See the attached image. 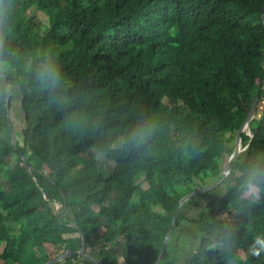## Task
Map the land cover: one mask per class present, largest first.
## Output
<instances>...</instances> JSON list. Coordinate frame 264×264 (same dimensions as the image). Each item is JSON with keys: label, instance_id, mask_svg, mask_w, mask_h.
<instances>
[{"label": "trees", "instance_id": "obj_1", "mask_svg": "<svg viewBox=\"0 0 264 264\" xmlns=\"http://www.w3.org/2000/svg\"><path fill=\"white\" fill-rule=\"evenodd\" d=\"M6 4L5 48L24 126L15 147L0 98V264H42L51 259L46 244L59 242L60 255L73 249V233L81 249L82 232L87 253L106 264H155L180 200L223 178L260 86L264 99V0ZM45 55L61 77L55 91L35 77ZM145 122L154 125L151 139L127 146ZM250 133H242L244 151L218 202L193 218L179 213L174 232L186 221L200 234L184 264H264V251H251L264 238V196L241 203L236 195L242 169L264 161V110ZM92 152L113 157L114 166L105 174ZM224 229L232 240L210 249ZM82 258L54 264H98ZM172 261L168 242L159 264Z\"/></svg>", "mask_w": 264, "mask_h": 264}, {"label": "clouds", "instance_id": "obj_2", "mask_svg": "<svg viewBox=\"0 0 264 264\" xmlns=\"http://www.w3.org/2000/svg\"><path fill=\"white\" fill-rule=\"evenodd\" d=\"M8 12L9 5L6 4V0H0V98L11 96L16 88V85L10 79L15 67L12 60L8 58L12 53L5 48L8 35ZM35 77L39 86L49 91H55L60 86V74L55 64L51 62L50 57L47 55H45L43 62L35 69ZM153 133L154 125L145 122L132 129L128 133L124 143L131 147L144 145L151 139ZM223 180L225 183L232 182V170L230 168L224 170ZM236 195L241 203H254L264 196V161H250L242 169L236 188ZM219 235L221 239L210 243L208 245L210 249L217 247L225 248L226 244L232 240L233 234L230 230L224 229ZM251 251L252 255L259 256L264 251V238L258 239Z\"/></svg>", "mask_w": 264, "mask_h": 264}, {"label": "rangeland", "instance_id": "obj_3", "mask_svg": "<svg viewBox=\"0 0 264 264\" xmlns=\"http://www.w3.org/2000/svg\"><path fill=\"white\" fill-rule=\"evenodd\" d=\"M37 17L39 20L44 23L46 17L43 13L38 12ZM259 111H256L255 117H260L261 112L264 110V99L259 103ZM10 120L12 125L14 126V130L16 136L18 137L20 144H18V148H22V129L24 126V114H22L21 109V94L15 88V91L11 95V109H10ZM246 132L250 134V130L246 129ZM236 146V141H235ZM244 151V149H242ZM91 155L98 157L100 160L104 162V169L103 172L106 174L107 169L113 167L115 164V160L111 156H107L101 154L99 152H92ZM231 156V152L226 153L223 164L224 166L227 165ZM18 163L17 156L15 154L11 155L8 158V164L12 167L16 166ZM219 181L212 185H216ZM229 183H225L224 181L218 184L216 187L212 188L211 190L207 191L209 193L208 197H202L201 194H198L194 197L189 198L187 201L184 202L181 210L183 213L188 217H196L199 212L205 209L211 202V200L217 201L221 198L223 193L227 190ZM6 186V179L3 175L0 176V188L2 186ZM210 186V185H208ZM205 193V192H204ZM69 211V210H68ZM70 220L73 222L74 217L70 214ZM72 237V247L73 249L77 248V240L76 237L78 236L77 233L70 234ZM69 235H66L68 237ZM200 240V234L198 233L194 224L189 222H182L179 228L172 234L171 238L169 239V246L172 251L173 256V264H184L188 262L194 252L195 248L197 247ZM59 243V242H58ZM57 243V244H58ZM57 244H46L47 251L51 258L58 256L59 250ZM85 259L78 256V261L83 262ZM120 264H125L123 258H120Z\"/></svg>", "mask_w": 264, "mask_h": 264}, {"label": "water", "instance_id": "obj_4", "mask_svg": "<svg viewBox=\"0 0 264 264\" xmlns=\"http://www.w3.org/2000/svg\"><path fill=\"white\" fill-rule=\"evenodd\" d=\"M262 16H263V24H264V9H263V15ZM262 89H263V87L260 86V89H259V91H258V93H257V95H256V97L254 99V102H253V104H252V106H251V108L249 110L247 119H246L245 123L243 124V126L240 128V130L237 133V136H236V146H235L234 153L231 155V157H230L227 165L224 167V170L226 168H230L231 169L232 168V165H233V162L235 161V159L237 158V156L243 151L242 150V133L245 132L246 129H249L250 130V122L255 117V113H256V110H257V106H258V103H259L260 98H261ZM10 104H11V96H8V97H6V107H7V114H8V124H9V128L11 129V132H12L13 143H14L15 147H17V136H16V133H15V130H14V126L12 125V122L10 120ZM248 135H252V134L250 133ZM18 150L22 154L23 164L25 165V167L29 171H32L33 168L29 164V162L27 161V159H26V157H25L22 149H18ZM223 181L224 180L222 178L221 180H219V182L216 185H210V186H206V187H203V188L196 189L193 192L185 195L180 200L179 207L176 210L175 215H174V218H173V222H172L171 229L168 232V234H167V236H166V238L164 240V247L162 249V252H161L159 258L155 262V264H159L160 261H161V258L163 256V253L166 250L167 243H168L169 239L171 238V236H172V234L174 232L175 223H176V220H177V217H178L179 213L181 212V208H182L184 202L187 201L191 197H194V196H196L198 194H201V193H204V192H207V191L211 190L212 188L216 187L218 184L222 183ZM82 242H83V245H82L81 249H67L62 254H60V255H58L56 257H53L50 260H48V261H46V262H44L42 264H54L56 262H59V261H62L64 259H67V258H70V257H74V256H82V257H85V258L92 259V260L96 261L98 264H106V263L100 261L99 259L95 258L94 256H91L90 254L87 253V248L85 246L86 237H85V234L83 232H82Z\"/></svg>", "mask_w": 264, "mask_h": 264}, {"label": "crops", "instance_id": "obj_5", "mask_svg": "<svg viewBox=\"0 0 264 264\" xmlns=\"http://www.w3.org/2000/svg\"><path fill=\"white\" fill-rule=\"evenodd\" d=\"M200 213V212H199ZM188 217V216H187ZM189 218H192V217H189Z\"/></svg>", "mask_w": 264, "mask_h": 264}]
</instances>
